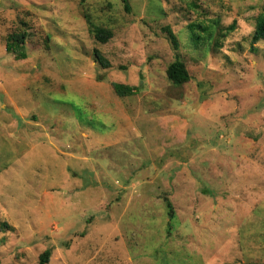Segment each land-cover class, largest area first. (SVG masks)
<instances>
[{
  "label": "rangeland",
  "instance_id": "rangeland-1",
  "mask_svg": "<svg viewBox=\"0 0 264 264\" xmlns=\"http://www.w3.org/2000/svg\"><path fill=\"white\" fill-rule=\"evenodd\" d=\"M129 3L0 0V264H264V0Z\"/></svg>",
  "mask_w": 264,
  "mask_h": 264
},
{
  "label": "trees",
  "instance_id": "trees-1",
  "mask_svg": "<svg viewBox=\"0 0 264 264\" xmlns=\"http://www.w3.org/2000/svg\"><path fill=\"white\" fill-rule=\"evenodd\" d=\"M120 1L122 2L125 10L129 12L130 11L129 0H120ZM234 27H235L234 24H232L229 27V30L233 31ZM92 33L94 34L95 38L101 43H106L112 37V34L110 32H107L102 29H95L92 31ZM26 37H27L26 33L24 32L10 34L7 38L6 51L8 53L14 54L18 59H26L27 58L25 52ZM169 38L174 48L178 49L177 39L175 35L170 31H169ZM261 41H264V14L258 16L256 29L252 36L253 45L258 44ZM94 56L96 62H98L100 66H102L105 69L110 67L109 62L105 60V58L98 50H95ZM166 75L168 80L175 86H182L188 83L190 80V75L185 64L178 58L172 64L169 65L166 71ZM113 89L119 97H123V98L133 96L136 93L133 87L126 86L124 84L114 83ZM166 203L168 208V215L170 219H173L175 216L173 205L169 200H167ZM51 253L52 252L50 250L45 251L40 256V264H47L51 257Z\"/></svg>",
  "mask_w": 264,
  "mask_h": 264
}]
</instances>
